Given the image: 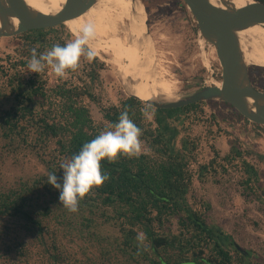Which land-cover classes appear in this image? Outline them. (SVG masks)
<instances>
[{"label": "trees", "instance_id": "obj_1", "mask_svg": "<svg viewBox=\"0 0 264 264\" xmlns=\"http://www.w3.org/2000/svg\"><path fill=\"white\" fill-rule=\"evenodd\" d=\"M17 37V56L8 55L9 65H0L7 89L0 95V159L18 158L21 152L35 157L44 172L0 186V264H70L62 239L72 233L96 247L95 256L85 257L84 262L72 260L76 264H251L248 251L238 250L230 235L208 224L209 203L196 200L191 192L195 177L191 166L198 163L200 137L187 133L194 122L202 120L207 135L214 139L213 156L198 164L199 182L210 178L218 182V176L242 171L246 178L241 183L250 187L251 182H258L257 170L246 160L251 153L236 139L228 141L224 153L216 148L219 137L232 133L219 127L221 121L227 122L225 116L222 120L215 115L203 118V104H219L244 118L241 114L216 101L155 109L128 96L116 105H105L96 90L104 64L95 55L64 77L54 73L50 78L48 67L40 73L28 68L33 49L39 54L75 38L64 24ZM258 67L254 72L264 71ZM253 75L249 71L257 88ZM260 84L264 88V81ZM92 106L99 117L94 116ZM125 110L142 129V150L111 163L102 161L109 179L80 200L76 212L68 211L59 200V191L48 183L49 173L62 175L61 161ZM214 124L219 125L215 136ZM141 231L146 236L143 243L137 240Z\"/></svg>", "mask_w": 264, "mask_h": 264}, {"label": "rangeland", "instance_id": "obj_2", "mask_svg": "<svg viewBox=\"0 0 264 264\" xmlns=\"http://www.w3.org/2000/svg\"><path fill=\"white\" fill-rule=\"evenodd\" d=\"M139 1L145 7L146 26L153 41L155 59L157 58L156 61L164 71L165 78L173 81L176 97L220 80L221 68L215 49L201 38L196 21L184 3H179L178 0ZM19 42L20 38L17 36L0 37V65H9L8 55L17 56L16 47ZM87 60L85 56H82L79 65L83 66ZM99 60L103 62L104 67L100 70L101 81L96 90L101 94L103 104L116 105L131 93L125 83L117 77L114 66L107 61ZM246 64L248 72L254 73V85L264 92L260 84L264 81V71L256 73V70L255 72L253 70L258 66L262 68L264 65H256L248 61ZM49 74L53 79L54 72L51 69ZM5 86V79L0 75V95L7 90ZM203 107L205 110L203 118L215 115L222 120L225 116L227 122L221 121L218 126L232 133V135L219 137L215 142L216 148L224 153L228 150V141L236 139L243 149L251 153L246 160L257 170L258 182H251L250 187H246L241 183L246 178L242 171H230L222 178L218 176L216 177L218 182H215L213 178L204 183L199 182L196 175L198 164L207 162L213 156L211 144L214 142L213 137L207 135L206 123L200 120L194 122L187 132L192 138L200 137L198 163L191 166L192 171L195 172L191 192L196 200L202 199L209 203L210 209L207 215L209 225L223 230L231 236L241 250L248 251L251 255L249 258L251 264H264V195L262 193L264 189V126L234 116L229 108L219 104L211 106L204 103ZM92 112L95 117H99L100 114L95 106H92ZM148 117L150 118L149 114ZM218 126L214 124L212 127L214 136ZM183 134L184 132L180 136ZM17 156L18 158L8 156L4 161L0 159L1 187L17 184L20 180L32 179L44 172V168L36 163L35 157L23 156L21 152ZM188 201L192 203L191 195ZM109 231L113 232L111 229ZM77 236L76 233H72L62 239L70 256V264H76L72 261L75 259L84 262L85 257L96 254H94L95 246L91 245L87 239L83 240Z\"/></svg>", "mask_w": 264, "mask_h": 264}, {"label": "water", "instance_id": "obj_3", "mask_svg": "<svg viewBox=\"0 0 264 264\" xmlns=\"http://www.w3.org/2000/svg\"><path fill=\"white\" fill-rule=\"evenodd\" d=\"M196 21L199 35L211 44L220 68V86H201L176 100H146L155 109H177L194 103L219 101L231 105L248 121L264 126V92L255 88L249 78L238 33L264 23V3L249 0L236 7L230 0H181ZM97 0H65L57 13L44 14L30 7L25 0H0V37H13L34 29L55 27L83 14ZM16 21V25L14 24ZM146 25V20H145ZM146 36L149 37L147 30ZM238 250H241L236 245Z\"/></svg>", "mask_w": 264, "mask_h": 264}, {"label": "bare ground", "instance_id": "obj_4", "mask_svg": "<svg viewBox=\"0 0 264 264\" xmlns=\"http://www.w3.org/2000/svg\"><path fill=\"white\" fill-rule=\"evenodd\" d=\"M210 1L221 6L218 0ZM230 1L236 7L249 2ZM25 2L44 14H54L61 10L65 0ZM145 17V7L139 0H97L86 12L63 24L74 36L83 23L94 24L95 37L89 47L94 50L96 57L114 66L117 77L132 95L142 101L176 100L173 81L165 78L164 71L155 59L153 41L150 36H146ZM238 37L245 62L264 65V23L240 31ZM213 84L220 86V81H214Z\"/></svg>", "mask_w": 264, "mask_h": 264}, {"label": "clouds", "instance_id": "obj_5", "mask_svg": "<svg viewBox=\"0 0 264 264\" xmlns=\"http://www.w3.org/2000/svg\"><path fill=\"white\" fill-rule=\"evenodd\" d=\"M94 37V24L85 22L75 38L63 45L55 43L39 54L33 49L27 66L34 73H40L48 67L57 77H64L68 70L78 67L82 56L86 55L89 60L94 57L95 52L89 47ZM141 136L142 129L125 110L120 113L117 121L83 143L70 157L64 158L59 165L62 175L55 172L48 175V183L59 191L61 204L68 211L76 212L79 201L94 187L109 179L107 172L102 170V161L111 163L121 155H138L142 145ZM145 239V234L138 232L137 240L143 243Z\"/></svg>", "mask_w": 264, "mask_h": 264}]
</instances>
